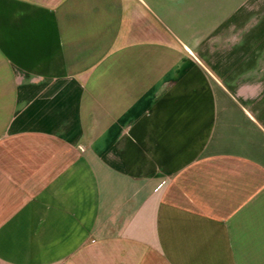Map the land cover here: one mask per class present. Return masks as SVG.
<instances>
[{
    "label": "crops",
    "instance_id": "crops-1",
    "mask_svg": "<svg viewBox=\"0 0 264 264\" xmlns=\"http://www.w3.org/2000/svg\"><path fill=\"white\" fill-rule=\"evenodd\" d=\"M0 264H264V0H0Z\"/></svg>",
    "mask_w": 264,
    "mask_h": 264
},
{
    "label": "built area",
    "instance_id": "built-area-1",
    "mask_svg": "<svg viewBox=\"0 0 264 264\" xmlns=\"http://www.w3.org/2000/svg\"><path fill=\"white\" fill-rule=\"evenodd\" d=\"M82 150H84V149L82 148Z\"/></svg>",
    "mask_w": 264,
    "mask_h": 264
}]
</instances>
